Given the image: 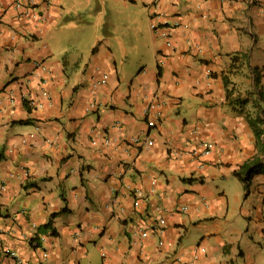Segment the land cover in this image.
<instances>
[{
  "label": "crops",
  "instance_id": "1",
  "mask_svg": "<svg viewBox=\"0 0 264 264\" xmlns=\"http://www.w3.org/2000/svg\"><path fill=\"white\" fill-rule=\"evenodd\" d=\"M33 7L0 0V264H264V0Z\"/></svg>",
  "mask_w": 264,
  "mask_h": 264
},
{
  "label": "trees",
  "instance_id": "2",
  "mask_svg": "<svg viewBox=\"0 0 264 264\" xmlns=\"http://www.w3.org/2000/svg\"><path fill=\"white\" fill-rule=\"evenodd\" d=\"M253 71L255 72V69H253ZM258 83L259 79L257 76H255L254 89L252 93H255L257 112L250 122L254 126L256 139L258 141V151L251 158L244 161L239 166V168L234 171V175L243 183V186L246 189L249 187L250 180L254 174L260 172L264 173V88H262ZM230 95L231 90L227 89L226 98H230ZM235 101L240 105L246 101V98H236ZM65 209L66 207H63L62 211H64ZM48 224H46V226ZM52 232L55 233V231Z\"/></svg>",
  "mask_w": 264,
  "mask_h": 264
},
{
  "label": "rangeland",
  "instance_id": "3",
  "mask_svg": "<svg viewBox=\"0 0 264 264\" xmlns=\"http://www.w3.org/2000/svg\"><path fill=\"white\" fill-rule=\"evenodd\" d=\"M81 19H84V21L81 23V26L84 27V28H87L85 29L84 33H83V39L85 38V42H84V45H83V42H81L82 46H85L84 48H88L89 47V43H90V40L89 39H95L96 36H101L100 38H103V34L101 32V28L104 27V25L100 22L102 21H105L107 20L108 18V13L106 14H98L100 13V10L97 8V5L95 4H92L91 8L90 7H87L86 9H84L83 12H81ZM102 20V21H100ZM100 27V29H99ZM133 35L132 34H124V40H125V43L126 45H130L131 43V37ZM82 39V40H83ZM87 40V41H86ZM134 42V40H133ZM142 37L141 35L139 34L138 36V39L136 41V48L138 49L141 45H142ZM131 49V47H130Z\"/></svg>",
  "mask_w": 264,
  "mask_h": 264
},
{
  "label": "built area",
  "instance_id": "4",
  "mask_svg": "<svg viewBox=\"0 0 264 264\" xmlns=\"http://www.w3.org/2000/svg\"><path fill=\"white\" fill-rule=\"evenodd\" d=\"M36 0H12V6L14 9L19 10V11H23L26 10L27 12L30 13L31 9L33 10V6L35 5ZM153 28H155L154 25H151ZM106 80V75L103 74L102 78H100V80L97 83L100 82H105ZM134 141L137 140V138H133ZM148 143H152L151 140H148ZM212 147V143L210 141H206L204 142V152H209V149ZM143 235H145V232H142Z\"/></svg>",
  "mask_w": 264,
  "mask_h": 264
}]
</instances>
